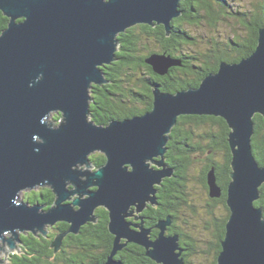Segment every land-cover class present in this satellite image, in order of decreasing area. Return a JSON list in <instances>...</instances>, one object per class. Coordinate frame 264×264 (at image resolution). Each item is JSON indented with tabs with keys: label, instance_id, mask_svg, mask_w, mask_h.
Returning a JSON list of instances; mask_svg holds the SVG:
<instances>
[{
	"label": "water",
	"instance_id": "water-1",
	"mask_svg": "<svg viewBox=\"0 0 264 264\" xmlns=\"http://www.w3.org/2000/svg\"><path fill=\"white\" fill-rule=\"evenodd\" d=\"M181 1L0 0L8 18L0 32V239L10 247L9 232L46 233L45 227L65 221L68 230L50 244L56 252L67 233L96 221L101 206L114 236L104 264H125L115 255L129 242L144 247L156 263L183 264L178 236L164 233L170 216L158 220L154 239L142 222L127 217L132 206L138 212L154 204L155 185L171 175L164 154L177 118L213 115L228 125L231 152L229 216L215 264H264V209L255 205L264 164L251 145L253 117L264 116V25L249 55L220 61L198 86L174 93L154 86L152 107L144 113L106 125L90 119V90L106 81L102 69L116 59L117 36L136 24H162L170 35ZM145 61L159 75L181 65L163 53ZM55 111L62 117L58 125L48 120ZM101 154L104 163L94 167L89 155ZM43 184L55 196L49 208L19 197ZM207 185L210 197L221 196L213 167Z\"/></svg>",
	"mask_w": 264,
	"mask_h": 264
},
{
	"label": "trees",
	"instance_id": "trees-1",
	"mask_svg": "<svg viewBox=\"0 0 264 264\" xmlns=\"http://www.w3.org/2000/svg\"><path fill=\"white\" fill-rule=\"evenodd\" d=\"M251 4V3H250ZM182 13L171 20V33L166 34L162 24L150 27L136 24L117 36L115 60L103 66L104 86L94 85L90 90V119L97 124L106 125L111 120H120L139 115L152 107L153 95L151 87L174 93L188 87H196L201 79L210 72L216 71L220 61L237 62L249 55L256 47L258 29L264 25V0H255L244 12L233 10L230 16L237 19L236 24L243 27L244 32H233L224 39L217 34L204 41L205 50L185 51L183 45L194 46L199 41L185 25L197 27L205 21L209 27L217 31L220 20L229 21L227 0H182ZM8 18L0 10V32L6 28ZM239 28V27H238ZM217 33V32H216ZM221 38V39H220ZM152 41L153 48L143 44ZM146 50V53H145ZM148 50V51H147ZM152 53H163L178 59L180 67H170L168 73H155L145 61ZM134 79L133 83L131 80ZM61 115H57L59 121ZM254 133L251 145L256 160L264 164V116L253 117ZM188 133L180 136V133ZM229 128L221 118L213 115H180L172 127L165 163L172 169L171 175L164 177L157 189V207L145 209V224L152 229V236L158 233L156 224L167 216L172 218L169 233L177 232L180 245L184 251L183 264H215L224 238L225 223L229 216L226 205V189L230 180L231 152L227 142ZM177 141V143H175ZM100 156V155H99ZM93 158L89 155L94 167L104 163V155ZM200 165L201 173L198 172ZM213 167L217 183L222 188L220 197H210L207 185V173ZM190 168L197 175L195 181L199 186V195L194 196L191 190L192 178ZM261 197L255 205L264 209V185ZM179 197V198H175ZM25 199L31 203L39 202L48 208L53 194L47 188L30 191ZM191 217H198L203 237L196 233H188L185 229L184 212ZM154 215L153 220L150 218ZM96 221L83 224L78 233H67L58 251L50 246L58 233L68 230L69 224L57 222L49 225L47 236L36 235L28 231L25 245L18 252L10 253L3 264H104L112 248L114 236L108 230V212L103 207L95 210ZM115 257L125 264H159L145 254V248L129 242L119 250Z\"/></svg>",
	"mask_w": 264,
	"mask_h": 264
},
{
	"label": "rangeland",
	"instance_id": "rangeland-1",
	"mask_svg": "<svg viewBox=\"0 0 264 264\" xmlns=\"http://www.w3.org/2000/svg\"><path fill=\"white\" fill-rule=\"evenodd\" d=\"M255 0H227L228 6H229V17L228 20L229 21H224V20H220L218 25H217V31H214L211 27L208 26V24L203 21L200 25H198L197 27H195L194 25H185L184 27L188 30H190L194 35H198L199 34V40H205L208 37H213L216 36L217 34H220V37H223V39L226 36L231 37L233 32L236 33H240V32H244L245 30L243 29V27L238 26L236 24L237 19H234L233 16H230L232 14H230L231 12H233V10H240V11H245L247 8H249V6H251V4L254 2ZM251 3V4H250ZM239 27V28H238ZM217 32V33H216ZM221 39V38H220ZM146 48L149 46V48H153L154 45L152 44V41L143 44ZM184 48L185 51H190V50H196V51H202L205 50L204 47V41H199L196 45L194 46H189V45H183L182 46ZM148 51V50H147ZM146 53V50H145ZM134 79L131 80V83H133ZM57 112H52L51 115L48 117V120H54V124H59L60 120H61V116L59 118V121H56L55 118H57ZM77 168H86L85 167H77ZM194 168H190V172H189V176L192 178V181L190 182L191 184V190L194 192V196H198L199 195V186L195 181V176L197 175L196 171L193 170ZM69 184L67 183V186ZM35 191V190H33ZM29 192V191H27ZM27 192H20L19 193V197L23 196L24 193ZM183 217L186 219V225L184 226L186 231L188 233L193 232L196 228V225H199V221H198V217H191L189 212H184L183 213ZM49 226L45 227L44 229H47ZM199 226H197V229L193 232L196 233V235L198 237H203L200 236L201 232H200V228L198 229ZM21 232H25V231H18L17 233H21ZM37 232H40V230H37ZM12 232H9L6 234V237H10V235H12ZM15 244V243H14ZM13 252H18V249L16 247V245H14L13 247H10L9 243L7 242L6 239H0V264L5 263L6 261V257Z\"/></svg>",
	"mask_w": 264,
	"mask_h": 264
},
{
	"label": "flooded vegetation",
	"instance_id": "flooded-vegetation-1",
	"mask_svg": "<svg viewBox=\"0 0 264 264\" xmlns=\"http://www.w3.org/2000/svg\"><path fill=\"white\" fill-rule=\"evenodd\" d=\"M146 25H148V24H146ZM156 25V24H155ZM155 25H149L150 27H153V26H155ZM114 62V60L113 61H111L110 63H113ZM109 64V63H108ZM148 64V63H147ZM107 65V64H106ZM149 65V64H148ZM171 67H180V65H173V66H171ZM107 83V80L104 82V83H102V84H100V85H98V86H104V84H106ZM151 89H152V87H151ZM91 96V95H90ZM57 114H59V115H61L60 113H57ZM61 119H62V117H61ZM60 122H61V120H60ZM59 122V123H60ZM56 125H58V123L56 124ZM187 134L188 133H186V132H184V133H180V136H187ZM171 138V137H170ZM170 140V139H169ZM168 140V141H169ZM175 143H177V141H175ZM168 149V148H167ZM104 155V154H103ZM101 156V155H100ZM99 156V157H100ZM101 158V157H100ZM104 158H105V156H104ZM165 158V157H164ZM155 160H158L159 159V157L158 158H154ZM105 161V160H104ZM168 167H170L167 163H165ZM151 166H153V167H155V168H157V167H159V166H157V165H154V164H151ZM192 167H198V172L199 173H201V166L200 165H193ZM78 169H80V168H78ZM81 169H83V168H81ZM68 187L70 188L71 187V183H69L68 182ZM47 184H43V185H40L39 187L40 188H47V187H45ZM157 185H155V187H156ZM92 189H95V187H93ZM157 190V189H156ZM30 192V191H29ZM47 192H50V193H52L53 194V197L55 198V196H54V193H53V191H52V189L50 188V187H48L47 188ZM28 193V192H27ZM156 193H157V191H156ZM25 194L26 193H24V195L23 196H20V198L21 199H23L24 201H29V199H25ZM155 197H156V194H155ZM175 198H179V197H175ZM54 201V200H53ZM30 202V201H29ZM31 203V202H30ZM34 203H38L39 205H41L42 207H43V205L44 204H41V203H39V202H34ZM34 203H32V204H34ZM52 204H53V202H52ZM51 204V205H52ZM50 205V206H51ZM49 206V207H50ZM48 207V208H49ZM155 207H157V197H156V201H155V203L154 204H151L150 202H148L147 204H146V206L141 210V211H136L135 209V207L134 206H132L130 209L133 211L132 213H131V216H129V217H127V220H129L130 222H133V223H143V226L145 227V228H148L149 230H150V233H149V236L151 237V239H154L157 235H158V233H157V235L155 236V237H153L152 236V229H151V227H148V226H146V224H145V217H147V216H145L144 215V210L145 209H147V210H150L149 208H151V210H154V208ZM44 208V207H43ZM45 209V208H44ZM47 209V208H46ZM136 217H139L140 219H136ZM152 220H153V218H154V215H151V217H150ZM57 222H59V221H57ZM56 222V223H57ZM62 222V221H61ZM63 222H65V221H63ZM65 223H67V222H65ZM172 225V218H171V221H170V223L165 227V231H164V233H165V235H174V234H176L177 236H178V242L180 241V238H179V234L177 233V232H174V233H169V229H171V226ZM172 227L174 228V229H177L178 227H179V225H176V224H174V225H172ZM157 228V227H156ZM45 231H46V233H44V232H42L43 233V235L44 236H47V229H44ZM157 230H158V232H159V229L157 228ZM31 232V231H30ZM16 233H17V231H16ZM26 233H28L27 231H25V232H21V233H17L16 235L13 233L12 235H10V237H8V238H10L11 240H13L14 241V243H15V245H16V247H17V249H20V247H22V246H26L25 245V239H23V238H21V236L23 235V236H26ZM36 235H39V233H41V231L40 232H37V230L34 232ZM179 245H180V243H179ZM180 247H181V245H180ZM182 248V252H181V255H182V253H183V251H184V249H183V247H181ZM182 258H183V256H182Z\"/></svg>",
	"mask_w": 264,
	"mask_h": 264
}]
</instances>
